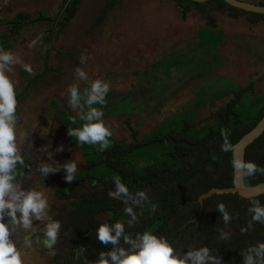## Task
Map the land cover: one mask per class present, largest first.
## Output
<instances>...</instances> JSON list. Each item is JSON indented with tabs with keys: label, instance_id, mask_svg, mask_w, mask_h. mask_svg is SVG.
I'll use <instances>...</instances> for the list:
<instances>
[{
	"label": "rangeland",
	"instance_id": "374dc122",
	"mask_svg": "<svg viewBox=\"0 0 264 264\" xmlns=\"http://www.w3.org/2000/svg\"><path fill=\"white\" fill-rule=\"evenodd\" d=\"M64 1L0 0V35L9 27L3 23L16 14L25 12L36 17L42 13L53 17ZM108 1L80 0L65 28L59 32V27L55 29L51 39L53 48L47 55L45 39L50 29L47 22L25 27L2 47L31 64L34 70V75H29L21 65L13 66L17 95L24 91L30 79L43 72L45 63L50 68L20 97L17 115L22 148L33 161H26L29 166L24 169L28 175L24 187L44 192L51 217L55 208L73 203L57 198V191L67 188L66 172L62 169L45 178L35 168L41 162H49L48 154L53 152L58 163L76 162L77 179L85 165L79 147L88 148L75 137H69L62 127L71 123L70 119L66 123L64 116L76 115L67 106L68 85L77 83L82 91L95 79L110 82L103 118L113 131L110 140L125 144L164 135L169 129H179L184 122L196 124L192 133L201 136L216 125L214 113L232 94L250 85L252 89L244 96L248 105L244 109L245 118L252 117L255 105L264 107V21L251 25L244 16L235 19L212 12L224 37L212 52L199 46L197 31L206 25L205 21L195 10L183 20L175 0H120L102 14ZM241 1L256 4L259 0ZM41 34L42 39L29 47ZM82 54L88 58L84 65L80 64ZM77 66L87 73L88 81L75 77ZM45 146L48 152H40ZM61 146L64 151L56 152ZM93 148L98 149L99 145ZM165 152V144L154 143L137 150L131 161L141 166L152 163L154 158H164ZM106 217V214L100 216ZM35 223L36 230L43 228V224ZM24 264L53 263L41 245L26 250Z\"/></svg>",
	"mask_w": 264,
	"mask_h": 264
},
{
	"label": "trees",
	"instance_id": "16d2710c",
	"mask_svg": "<svg viewBox=\"0 0 264 264\" xmlns=\"http://www.w3.org/2000/svg\"><path fill=\"white\" fill-rule=\"evenodd\" d=\"M120 0H109L102 14L115 7ZM180 16L185 20L192 10L206 23L197 31L199 46L208 50H217L224 41L223 34L217 29L216 20L211 14L219 12L235 19L244 16L248 23L256 25L264 21V14L244 12L227 5L222 0H210L204 3H195L191 0H175ZM80 0H65L59 12L48 17L39 13L36 17L21 12L3 24L8 29L0 35V47L13 41L16 36L27 26L47 22L50 24L49 36L46 41V55L53 48L52 37L57 27L62 31L65 22L75 14ZM264 6V0L256 2ZM50 71L44 64L43 72L30 79L24 91L17 95V100L22 97L34 80L41 78ZM237 89L232 97L214 113L216 125L209 127L201 136H194L196 124L183 123L179 129H169L164 135L154 136L146 141H135L132 144L110 140V147L101 152L94 146L88 145L87 150L79 147L85 159L84 167L78 174H82L71 184H66L65 190L57 191V198L72 200L61 207L55 208L52 215L54 220L61 222V231L58 243L55 246L57 255L51 256L53 264H84L73 259L74 249L86 246L83 254L88 260L97 259L99 251L107 249L96 240L95 230L102 221L114 223L117 220L126 222L127 217L123 211L124 205L108 196L114 190L113 177L119 175L128 186L130 192L146 191L151 204L157 206L155 212L151 205L136 209L138 222L126 231L129 233L142 232L150 229L157 235H164L174 242V246L187 251L189 244L194 247L207 246L213 250L214 255L222 257L223 264H242L241 251L257 241H264V225L256 223L247 234H241L240 228L246 226L251 219L247 212L251 199H258L264 204V194L253 198H242L237 194H215L199 202V197L212 189H231L233 185L232 151L231 148L251 130L264 117V107H253L252 117L245 118L244 109L245 93L251 90ZM244 98V99H243ZM73 116H64L65 122ZM69 123L62 125L67 132L68 128L79 126ZM221 129L229 131V150H222L224 140ZM73 140V139H72ZM165 144L164 158H154L152 163H143L136 166L132 155L139 149L151 144ZM160 158V159H159ZM244 161L254 162L264 167V132L248 145L244 151ZM99 168V169H98ZM247 187L264 183V175L259 173L254 176H244ZM224 203L233 219L225 225L217 205ZM111 213V217L107 215ZM106 214L105 219L100 216ZM220 229L230 233L227 240L220 239Z\"/></svg>",
	"mask_w": 264,
	"mask_h": 264
},
{
	"label": "clouds",
	"instance_id": "9594fccd",
	"mask_svg": "<svg viewBox=\"0 0 264 264\" xmlns=\"http://www.w3.org/2000/svg\"><path fill=\"white\" fill-rule=\"evenodd\" d=\"M41 39L42 34L31 41L29 47L35 46ZM87 59L82 54L80 64H86ZM16 64L21 65L29 75H34L31 64L24 63L12 51L0 47V264H24L26 250L41 245L47 249L49 256H56L55 246L61 231V222L49 215L50 205L44 192L35 187H24L28 176L25 175L24 169L29 166L26 161L32 160L22 148V137L18 134L17 85L12 79L13 66ZM74 74L78 80L89 79L82 67L77 66ZM110 90V82L103 79L92 80L82 91L77 83L68 85L66 89L67 106L76 113L70 117L71 123L76 124L77 120L82 122L79 127L68 128L67 135L75 137L81 145H99L98 150L101 152L110 147V139L113 136L112 129L103 118V109L107 106L106 97ZM60 95L64 97V93ZM229 134L227 129H221L224 151L229 150ZM39 151L47 153L48 147H42ZM63 151V146L56 149V152ZM53 157L54 153H49V162L39 163L35 171L46 178L49 174L58 173L63 169L66 172L65 181L68 184L75 181L76 162L61 164ZM232 166L235 170L244 171L247 176L257 173L264 175V167L240 158H234ZM113 184L114 190H110L108 196L124 205L123 211L130 219L126 222H100L95 230L96 240L107 250L99 251L97 259L88 260L83 256L86 246H78L74 249L73 259L80 260L83 257L84 264H223L222 257L214 255L213 250L207 246L194 247L189 244L185 252L184 249L178 250L168 237L157 235L150 229L134 234L127 232L126 224L131 228L138 222L136 209H142L147 203L151 205V211L155 212L157 206L151 204L146 191L130 192L119 175L113 177ZM249 203L247 212L251 219L246 226L240 228L241 234H247L256 223L264 225V204L258 199H251ZM217 211L225 225L231 223L233 215L224 203L217 205ZM107 215L110 218L112 214ZM35 222L43 224V228L36 230ZM219 231L221 240L229 239L230 233L223 229ZM240 255L242 264H264V241L249 245Z\"/></svg>",
	"mask_w": 264,
	"mask_h": 264
},
{
	"label": "water",
	"instance_id": "95a60500",
	"mask_svg": "<svg viewBox=\"0 0 264 264\" xmlns=\"http://www.w3.org/2000/svg\"><path fill=\"white\" fill-rule=\"evenodd\" d=\"M195 3H204L210 0H191ZM227 5L240 9L244 12L254 13V14H264V6H258L253 3L241 1V0H222ZM264 132V117L256 125V127L251 130L248 134L244 135L237 144L232 148V156L234 158H240L244 160V151L248 145H250L254 140H256ZM246 173L242 170L233 171V185L231 189H212L209 192L201 195L199 197V202L215 195V194H237L242 198H253L264 194V183L258 184L256 186L247 187L244 183V176Z\"/></svg>",
	"mask_w": 264,
	"mask_h": 264
}]
</instances>
